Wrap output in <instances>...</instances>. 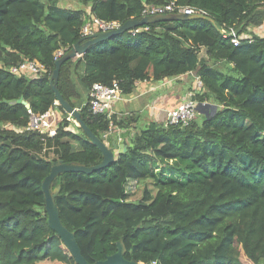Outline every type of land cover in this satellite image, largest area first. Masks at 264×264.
I'll return each instance as SVG.
<instances>
[{
  "label": "trees",
  "instance_id": "1",
  "mask_svg": "<svg viewBox=\"0 0 264 264\" xmlns=\"http://www.w3.org/2000/svg\"><path fill=\"white\" fill-rule=\"evenodd\" d=\"M61 1L0 0V264H77L49 226L42 184L57 161L91 167L103 155L81 128L75 125L77 134L67 130L66 120L49 135L24 130L29 110L64 111L51 88L56 55L83 38L93 17L123 24L141 17L147 6L172 2L203 10L215 23L143 26L61 67L60 92L80 107L97 137L103 140L112 127L126 129L124 138L134 131L111 166L55 179L62 223L91 264L116 253L118 241L127 260L142 264H243L242 256L264 264V37H241L248 27L264 24V0H83L84 8ZM231 28L241 38L238 46L221 32ZM26 60L47 72L39 78L10 72ZM78 66L88 94L84 106L73 103L79 93L66 81ZM187 74L202 83V92L193 90L199 103L218 106L187 127L151 120L140 128L137 113L95 115L88 104L95 83L117 80L129 96L138 83ZM114 140L110 135V145ZM170 161L177 163L173 173L157 167ZM129 181H150L156 192L146 188L140 201H131Z\"/></svg>",
  "mask_w": 264,
  "mask_h": 264
},
{
  "label": "water",
  "instance_id": "2",
  "mask_svg": "<svg viewBox=\"0 0 264 264\" xmlns=\"http://www.w3.org/2000/svg\"><path fill=\"white\" fill-rule=\"evenodd\" d=\"M207 20L215 23V20L208 15H188L185 13H169L166 15H147L139 18L129 19L123 23L118 29L106 32H96L92 34L88 39L82 38L71 49L63 53L55 61V70L51 77V88L55 93L57 104L63 108L68 117L73 120L79 128L87 135L90 143L96 146L103 155V160L96 166L87 167L78 162L64 163L63 161H57L53 163L50 174L45 178L42 189L46 197V214L48 216V223L50 228L56 232L62 241L67 246L68 250L73 255L77 264H91L89 263L80 250L75 234L67 229L62 223L60 212L56 204V198L59 195L61 188H52V184L62 173H80L87 176L94 174L95 172L111 166L117 158V155L125 153L127 146L125 144L114 143L113 146H109L99 137H97L92 130L82 120L80 110L73 107L69 101H67L58 88L60 72L62 65L68 61L77 57H82L92 46L96 44L111 40L116 36L125 34L126 32L133 31L143 26H148L160 22H180V21H199ZM18 104L24 105L27 109H30V104L20 99ZM213 111L217 110V106H212ZM204 110L200 106L198 112L203 114ZM93 264H142L135 261H130L125 258V246L122 241L117 243V252L108 256L104 261H97Z\"/></svg>",
  "mask_w": 264,
  "mask_h": 264
},
{
  "label": "built area",
  "instance_id": "3",
  "mask_svg": "<svg viewBox=\"0 0 264 264\" xmlns=\"http://www.w3.org/2000/svg\"><path fill=\"white\" fill-rule=\"evenodd\" d=\"M169 13H185L188 15H208L205 11L200 10L196 7L191 6H179L172 2L161 7H149L147 6L142 16L147 15H166ZM122 24L117 21L107 22L93 17L92 20L86 24L83 28V38L88 39L92 34L96 32H106L118 29ZM264 30V28H263ZM139 29H135L132 33L135 35L139 32ZM222 34L225 36H232V42L234 46H238L241 38L236 34V29L231 28L229 31L223 29ZM264 37V36H261ZM249 38V41H252ZM63 53L59 52L56 55V60L61 57ZM10 72L16 75H26L31 78H39L42 74L47 72L46 68L36 60H26L22 62L19 66L12 67ZM202 83L200 82L199 88L201 89ZM90 100L88 102L91 111L95 115L108 114L111 115V109L115 102L123 98V91L121 89L120 83L115 80L111 86H106L100 83H95L89 94ZM57 106V102L55 103ZM203 110L207 108L206 103H199L193 96H190L185 101L180 103L175 109L169 111L166 116V122L170 125H177L182 127H187L192 121H194L198 115L199 107ZM30 121L28 126L24 129L26 131H35L43 134H50L54 130L55 122V112L51 111L49 113H44L40 115L34 114L29 110ZM112 128H110V131ZM18 131H23L19 129ZM109 131V132H110ZM155 264V263H154Z\"/></svg>",
  "mask_w": 264,
  "mask_h": 264
},
{
  "label": "rangeland",
  "instance_id": "4",
  "mask_svg": "<svg viewBox=\"0 0 264 264\" xmlns=\"http://www.w3.org/2000/svg\"><path fill=\"white\" fill-rule=\"evenodd\" d=\"M61 5L62 6H71L73 8H84L83 0H62L61 1ZM260 9L264 10L263 7L260 8ZM263 28H264V24L263 25L261 24L259 26H254V27H248L247 30L242 33L241 37L243 39H249V38L256 37V36L257 37L264 36ZM237 33L238 32L236 30V34ZM61 52L64 53V51H61ZM202 55H204V52H203ZM77 58H75L73 60L76 61ZM82 71H83V67L82 66H78V68H76V69H74V67H72L71 74H70L69 71L66 73V81L68 82V80H69L70 83L73 84L75 90H77L78 93H79V96H75V97L72 98V101H73V103L76 106L87 105V97H88L87 95L88 94L85 92V90L82 87L81 82H80V77L82 75ZM189 81H190V85L191 86H190V88L187 91L186 97L193 96V98L196 101L200 102L199 99L195 98V95H196L195 91H199L200 90L202 92L204 89L203 88H201V89L199 88L200 84H198V81L196 79H193V77L191 75H189ZM193 90H195V91H193ZM206 104H207V108L203 111L204 113L203 114H199L198 113V115H197V117L195 119L197 122H201L202 119H203V116L213 115L218 110V106L216 104H214L212 101L206 102ZM212 106H217V110L215 112L213 111ZM75 108L78 109V110H81L80 107H75ZM54 112H55L54 130H57L60 127V125L64 122V120H66L67 122H69L67 130H69V131H71L73 133H76V134L79 133V131L75 128V125L77 126V124L67 116L65 111H61L59 109H55ZM130 113H134V116H136L135 112H130ZM126 115H128V114H126ZM139 116H140V121L138 123V125H139L138 127L144 128L145 124L148 123V119H150L149 118V113H148V111H146V112L141 113ZM159 122L165 127L168 126L167 122L165 120L164 121H159ZM3 127L11 128V126H9V125L3 126ZM121 132H124V134H125L126 133V129H121ZM117 134H118V131H115V128L112 127V130L110 132L108 131L107 133L103 134V141L105 143H107L109 146H111L110 142H109L110 135H112L114 137H117ZM133 135H134V131H131L130 133H127V137L124 138V141L122 143L125 144V142H128L129 139ZM114 141L118 143V138L116 140H114ZM176 164L177 163L172 162V161L166 162V163L158 162L157 163V167L158 168L159 167L163 168L166 173H173L174 172V168L176 167ZM146 188H148L150 192L155 194L156 189L154 187V184L152 182H150V181H146V182L129 181L127 183V186H126V189H127L128 193H129V196H130V200L134 201V202H138V201H140L142 199L144 190ZM242 261H243V264H252L244 256H242Z\"/></svg>",
  "mask_w": 264,
  "mask_h": 264
},
{
  "label": "crops",
  "instance_id": "5",
  "mask_svg": "<svg viewBox=\"0 0 264 264\" xmlns=\"http://www.w3.org/2000/svg\"><path fill=\"white\" fill-rule=\"evenodd\" d=\"M203 52L204 55H202ZM201 55L206 56L204 49H202ZM189 75L200 84L201 81L195 74L182 75L159 82L148 81L138 83L133 94L123 96L122 99L113 104L111 114L121 116L129 114L130 112H135L140 115L148 111L150 118L148 122L151 120L156 122L166 121L167 113L189 98L186 97L187 91L191 86ZM123 134L124 132L118 130L116 137V139L118 138V144H124L122 143L124 141ZM113 144L111 146H113Z\"/></svg>",
  "mask_w": 264,
  "mask_h": 264
}]
</instances>
